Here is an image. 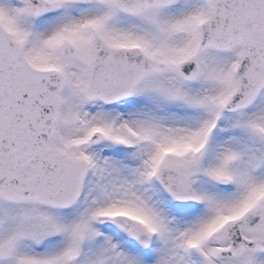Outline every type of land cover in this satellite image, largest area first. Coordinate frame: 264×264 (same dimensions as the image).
<instances>
[{
  "label": "snow or ice",
  "instance_id": "snow-or-ice-1",
  "mask_svg": "<svg viewBox=\"0 0 264 264\" xmlns=\"http://www.w3.org/2000/svg\"><path fill=\"white\" fill-rule=\"evenodd\" d=\"M0 264H264V0H0Z\"/></svg>",
  "mask_w": 264,
  "mask_h": 264
}]
</instances>
